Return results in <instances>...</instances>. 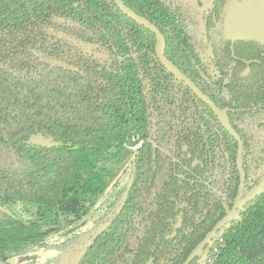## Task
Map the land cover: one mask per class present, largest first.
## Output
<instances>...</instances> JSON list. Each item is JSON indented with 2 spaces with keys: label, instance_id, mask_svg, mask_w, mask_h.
<instances>
[{
  "label": "trees",
  "instance_id": "16d2710c",
  "mask_svg": "<svg viewBox=\"0 0 264 264\" xmlns=\"http://www.w3.org/2000/svg\"><path fill=\"white\" fill-rule=\"evenodd\" d=\"M123 1L163 30L170 60L221 109L264 103L262 91L254 96L235 87L236 94L233 84L213 78L179 7ZM128 24L136 25L110 0H0V203L35 204L38 216L0 221V261L45 247L48 222L62 224L58 232L80 220L107 186L109 163L131 141L142 144L127 194L75 264H183L226 213L214 191L222 178L232 206L237 144L210 108L155 60L154 35L126 33ZM230 118L244 139L248 169L251 135L236 125L237 114ZM34 135L50 144L34 143ZM179 213L182 226L167 238ZM220 237L224 244L212 264H264V194ZM191 264L207 263L199 257Z\"/></svg>",
  "mask_w": 264,
  "mask_h": 264
},
{
  "label": "flooded vegetation",
  "instance_id": "af4514ba",
  "mask_svg": "<svg viewBox=\"0 0 264 264\" xmlns=\"http://www.w3.org/2000/svg\"><path fill=\"white\" fill-rule=\"evenodd\" d=\"M110 1L115 3V5L122 12V14H124L126 17L131 19L137 26L142 27L141 29H139L134 24H128L127 26H125V32L126 33L130 34V32L133 30H136V31L140 30L141 35L144 37H145L147 31L149 33H151L152 35H154L156 42H157V52H156V56H154V58L156 61L160 62V59H159L160 46H159V41H158L157 35L153 31H151L149 28H147L145 25L140 24L139 22H137L136 20H134L133 18H131L130 16L125 14L122 11V9L119 7V5L116 3L115 0H110ZM121 1L125 4V6L127 8H129L131 11H133L134 13L139 15L137 12H135L133 9H131L129 6H127V4L123 0H121ZM164 1H166L168 4H172L174 7H179L183 11V13L185 14V16L187 18V31L190 35H192L194 37L195 42H196L195 43V51L200 54L199 55L200 58H203L205 60V62L208 63L209 71L211 74H213V78L222 77L224 80V83H229V84L234 85V90H235V87H238L239 89L241 88V89L248 91V92H250V91L255 92L254 96H256L258 94H260V96L263 95L260 92L262 91L264 93V43H262L258 40H255V39H245V38L232 40V39L227 38L225 35V24H224V22H225V13H226L225 10H226V8L234 1H239V3L244 4L245 0H194L193 4L189 3L187 0H164ZM139 16L143 17L142 15H139ZM143 18H145V17H143ZM145 19L148 20L149 22H151L155 27H157V29L164 35L165 43H166L165 44V56L170 62H172L169 58L168 53H167L168 45H167V38H166L165 33L154 22L150 21L147 18H145ZM87 46L90 48V51L96 57H98V59H100L102 61H105L107 59V57H108L107 54L105 52H102L97 47H95V45L87 44ZM160 64H161V62H160ZM179 70L185 74L184 71H182L181 69H179ZM187 77L189 79H191L189 76H187ZM180 82L183 83L182 81H180ZM183 84L185 85V83H183ZM185 87H187V86L185 85ZM187 88L190 90L189 87H187ZM190 91L195 97H197L193 93L192 90H190ZM235 91H236V94H239V92L237 90H235ZM248 92H246L245 94L247 95ZM205 95L208 96L207 94H205ZM252 96H253V94H252ZM209 98L215 103V101L211 97H209ZM215 104L217 105V103H215ZM263 104L262 103L254 104V105H252V107L242 108L241 111H239L238 109H235V108H230L229 106L225 107L224 109H221L217 105L222 112H226L232 127L238 133L239 137L241 138V140L243 142L242 165H243V170L245 173V185H244V189H243L242 199H244L251 192V190L254 189L261 182V180L264 178V131L258 127V126H264V105ZM210 110L214 113V111L211 108H210ZM251 111H255L252 113H256V115L252 114ZM230 113L238 115V119L234 120V122L236 123V125L238 127H241L244 129V131H242V132L247 131L251 135L250 136L251 138L246 137L247 140L252 141L251 142L252 144L250 146V150L252 149V152H253V155H247L249 157V162H247L248 169L245 168V164H244L245 163V160H244V158H245V142H244L242 135L234 127V125L231 121V118H230ZM214 115L216 116V118L218 119L219 123L222 125L224 130L229 134V136L237 144V150H236V154H235V164H236L237 172H238V176H239V184H238V188H237L235 197L232 200V206H229L227 204V195L230 191V188H229L230 184H229V181L227 180V178L221 179L223 181L221 188L214 189V191L217 193V195L224 201L226 213L214 225V227L210 231H212L215 228V226L223 218H225L229 212H231V210L234 207L235 201L239 195V190H240V185H241V175H240L239 167H238V155H239L238 140L224 127L223 123L220 121V119L217 117V115L215 113H214ZM36 136L41 137L43 140H45L40 135H34L33 137H36ZM223 138H224V136H223ZM45 142H46V140H45ZM34 143H37V142H34ZM37 144H41V143H37ZM141 144H139L138 147H140ZM41 145L46 146L47 144H44V145L41 144ZM224 146L226 147V143L223 141L222 142L223 153H224L225 158L227 160H229V166L231 167V165L233 163H232V161L230 162L231 159H229V157L227 156V148H224ZM138 147H137V150H138ZM137 153H138V151H137ZM196 162L197 161H194V164ZM262 194H264V190L254 200L247 203L240 210L238 209V212L235 214V216L231 220V222L235 219H239V213L242 210H244L248 205H250L251 203L256 201L257 198H259V196H261ZM16 203H21V202H15V204ZM6 204H14V203H0V205H6ZM36 212H37V210H36ZM37 217H36V219H37ZM180 219H181V221H180ZM5 220H7V219H3L2 221H5ZM8 220H11V219H8ZM11 221H14V220H11ZM16 222H18V221H16ZM182 222H183L182 213H179L176 216L175 220H172L171 232L167 236V238H172L175 236V234L177 233V230L179 228H181ZM231 222H229V223H231ZM20 223H22V222H20ZM24 223H26V222H24ZM227 225H225V227ZM225 227H223L222 229L219 230L218 235L216 237H214V239L202 251L201 255L199 256L200 262L202 260L206 259L207 264H212L215 261V259L217 258V256L219 255V253L221 251V246L224 244V240H223V238L220 237V235H221L222 230ZM195 247H194V249H195ZM33 248H43V247H31L27 250H30ZM27 250H25V251H27ZM25 251H23V252H25ZM23 252L17 254L16 256L22 254ZM16 256H14V257H16ZM13 258H11V259H13ZM11 259H9L6 262L0 261V264H6Z\"/></svg>",
  "mask_w": 264,
  "mask_h": 264
},
{
  "label": "rangeland",
  "instance_id": "374dc122",
  "mask_svg": "<svg viewBox=\"0 0 264 264\" xmlns=\"http://www.w3.org/2000/svg\"><path fill=\"white\" fill-rule=\"evenodd\" d=\"M187 1L194 3V0ZM32 140L43 145L50 144L37 136ZM136 155L137 145L131 141L125 147L122 158L109 163L113 172L107 186L88 204L80 220L72 223L66 231L58 232L57 229L62 224L48 222L46 229L51 235L47 239V246L27 250L6 264H75L91 239L105 227L120 200L126 196L132 181ZM36 208V205L30 203L0 205V220L11 219L22 223L34 220L37 217ZM70 219L72 218L66 219L63 225Z\"/></svg>",
  "mask_w": 264,
  "mask_h": 264
},
{
  "label": "water",
  "instance_id": "95a60500",
  "mask_svg": "<svg viewBox=\"0 0 264 264\" xmlns=\"http://www.w3.org/2000/svg\"><path fill=\"white\" fill-rule=\"evenodd\" d=\"M122 11L139 22L142 25H145L151 31H153L159 41V59L161 64L170 71L175 77L180 81L185 83L193 93L205 102L217 115L220 121L223 123L224 127L238 140L239 144V155H238V167L241 175V185L239 190V195L235 201L234 207L229 212L225 218H223L215 228L210 231L204 239L195 247L191 252L188 258L183 264H191L196 260L205 249V247L218 235L220 229L225 227L231 220L234 218L235 214L243 208L247 203L254 200L258 195H260L264 190V178L261 182L251 190V192L242 199L243 189L245 185V173L242 165L243 157V142L239 137L238 133L232 127L229 118L226 112H222L219 107L208 97L206 96L196 85L189 79L183 72H181L172 62H170L165 56V38L164 35L155 27L151 22L145 18L137 15L121 0H115ZM225 13V35L227 38L232 40L237 39H255L264 43V0H245V3H239V1L232 2L227 8ZM181 221V219H180Z\"/></svg>",
  "mask_w": 264,
  "mask_h": 264
},
{
  "label": "built area",
  "instance_id": "2783aa9c",
  "mask_svg": "<svg viewBox=\"0 0 264 264\" xmlns=\"http://www.w3.org/2000/svg\"><path fill=\"white\" fill-rule=\"evenodd\" d=\"M127 146V145H126ZM137 147H138V145H137Z\"/></svg>",
  "mask_w": 264,
  "mask_h": 264
}]
</instances>
